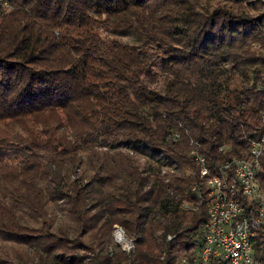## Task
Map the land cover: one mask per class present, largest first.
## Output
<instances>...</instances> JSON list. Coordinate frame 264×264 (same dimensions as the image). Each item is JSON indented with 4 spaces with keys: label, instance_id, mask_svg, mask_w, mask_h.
Listing matches in <instances>:
<instances>
[{
    "label": "trees",
    "instance_id": "trees-1",
    "mask_svg": "<svg viewBox=\"0 0 264 264\" xmlns=\"http://www.w3.org/2000/svg\"><path fill=\"white\" fill-rule=\"evenodd\" d=\"M262 140L259 0H0V264H200L191 152Z\"/></svg>",
    "mask_w": 264,
    "mask_h": 264
},
{
    "label": "built area",
    "instance_id": "built-area-1",
    "mask_svg": "<svg viewBox=\"0 0 264 264\" xmlns=\"http://www.w3.org/2000/svg\"><path fill=\"white\" fill-rule=\"evenodd\" d=\"M259 1L264 8V0ZM228 152L227 148L220 149L224 155ZM263 152L264 140L252 142L248 159L230 158L214 171L198 151L191 152L208 200L200 264H261L256 261L255 240L257 232L264 230V192L257 186L256 176ZM183 208L199 212V205L185 203ZM122 233L119 245L126 242ZM182 264L188 263L184 260Z\"/></svg>",
    "mask_w": 264,
    "mask_h": 264
},
{
    "label": "rangeland",
    "instance_id": "rangeland-1",
    "mask_svg": "<svg viewBox=\"0 0 264 264\" xmlns=\"http://www.w3.org/2000/svg\"><path fill=\"white\" fill-rule=\"evenodd\" d=\"M144 161H142V163H143ZM60 218H59V220H58V222L60 223V222H62L63 221V218L61 217V216H59ZM122 232H124L125 233V231L122 229V228H120L119 226H116L115 228H114V233H113V236H112V238H113V243H112V245L113 246H119L120 248H121V250L125 253V252H127V250H128V248H131V250H132V245H131V240L130 239H128V237H127V235H126V233H125V241L126 242H124V243H122L121 245H119L120 244V241H119V237H120V235L121 234H123ZM182 260L180 261V264H182L181 262H183L184 260L185 261H187V263H188V260L185 258V257H183V258H181ZM179 263V262H178Z\"/></svg>",
    "mask_w": 264,
    "mask_h": 264
}]
</instances>
